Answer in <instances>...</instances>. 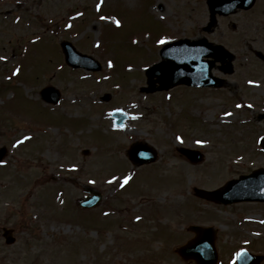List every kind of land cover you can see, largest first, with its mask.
Returning <instances> with one entry per match:
<instances>
[{
  "label": "rangeland",
  "instance_id": "rangeland-1",
  "mask_svg": "<svg viewBox=\"0 0 264 264\" xmlns=\"http://www.w3.org/2000/svg\"><path fill=\"white\" fill-rule=\"evenodd\" d=\"M208 17L205 0H0V264H196L175 251L194 235L190 224L215 231L214 264H237L242 248L264 264V202L194 193L264 168V77L233 90L254 69L239 55L234 75L212 68L229 81L222 89L140 90L168 41L244 47L232 17L206 31ZM63 39L100 70L69 68ZM45 86L60 91L55 105L40 97ZM113 110L128 115L122 126ZM136 140L155 148L154 162L132 165L126 150ZM183 146L202 159L190 162ZM87 188L100 201L80 208Z\"/></svg>",
  "mask_w": 264,
  "mask_h": 264
},
{
  "label": "water",
  "instance_id": "water-1",
  "mask_svg": "<svg viewBox=\"0 0 264 264\" xmlns=\"http://www.w3.org/2000/svg\"><path fill=\"white\" fill-rule=\"evenodd\" d=\"M210 9V19L205 26L210 30L215 22L216 13L227 14L236 6H242L240 0H207ZM64 59L72 67H84L86 69L98 70L100 64L91 56L78 52L69 41H61ZM161 61L146 69L147 86L142 90L152 92L159 89H167L176 84H187L194 86L218 85V78L210 73L211 67L216 61H227L221 68L230 71L231 55L220 45H213L205 38L189 40L183 38L167 43L160 49ZM158 83V85H156ZM41 96L50 102L59 99V92L52 87H45L40 92ZM264 115H261V117ZM116 124H122L126 115L122 112H113ZM264 147V139L262 142ZM179 152L188 157L192 162L201 160L198 151L187 148H178ZM85 153L87 150L84 151ZM6 153L5 147H0V160ZM129 159L140 165L155 160V150L144 142H133L127 150ZM195 193L201 197L222 203L237 201H264V168L253 170L247 175H240L237 179L228 180L221 187L214 190L195 189ZM100 200L99 194L85 197L79 200L82 207L94 206ZM195 232V237L178 248V252L184 258H193L199 264H212L216 260V252L213 247V237L210 228L190 226ZM3 237L7 244L14 242L11 228L4 227ZM262 259L260 255H251L242 250L237 258L238 264H258Z\"/></svg>",
  "mask_w": 264,
  "mask_h": 264
},
{
  "label": "flooded vegetation",
  "instance_id": "flooded-vegetation-1",
  "mask_svg": "<svg viewBox=\"0 0 264 264\" xmlns=\"http://www.w3.org/2000/svg\"><path fill=\"white\" fill-rule=\"evenodd\" d=\"M240 1L242 2V6H236L227 14H218V20L216 21V24H218L217 22L219 19L232 17L233 19L231 20L230 25L233 40L236 42V45H238L237 41L240 39L244 42L243 48L237 46L233 52L230 51L233 59V69L228 74H224L219 68L221 75L231 76L236 74L235 66H237L236 63H239V55L245 59L246 63L251 59V64H246V67L248 65L254 67V69L249 73L243 72L244 74L241 73V76L238 75V78L231 82L230 86L233 90H237L239 88L245 90L248 82H250L249 80L258 81V78L264 77V71L259 70L264 68V0ZM238 49L242 52L241 54L238 53ZM246 75L253 77L254 79H247V81L245 77ZM224 76H220L222 78L220 82L227 85L229 81ZM222 88L223 87H215L213 89ZM261 113H264V108L259 115Z\"/></svg>",
  "mask_w": 264,
  "mask_h": 264
},
{
  "label": "snow or ice",
  "instance_id": "snow-or-ice-1",
  "mask_svg": "<svg viewBox=\"0 0 264 264\" xmlns=\"http://www.w3.org/2000/svg\"><path fill=\"white\" fill-rule=\"evenodd\" d=\"M98 7H99V5H98ZM116 23L119 24L120 21L117 20ZM0 59H2V58H0ZM109 63H111V62H109ZM25 139H27V137H25ZM17 143H20V141H17ZM0 163H4V161H0ZM128 179H129L128 177L124 178L125 183H127ZM121 186H123V185H121ZM237 255H239V253Z\"/></svg>",
  "mask_w": 264,
  "mask_h": 264
}]
</instances>
